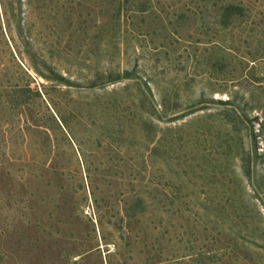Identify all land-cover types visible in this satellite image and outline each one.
<instances>
[{
	"label": "rangeland",
	"instance_id": "obj_1",
	"mask_svg": "<svg viewBox=\"0 0 264 264\" xmlns=\"http://www.w3.org/2000/svg\"><path fill=\"white\" fill-rule=\"evenodd\" d=\"M0 264H264V0H0Z\"/></svg>",
	"mask_w": 264,
	"mask_h": 264
},
{
	"label": "trees",
	"instance_id": "obj_2",
	"mask_svg": "<svg viewBox=\"0 0 264 264\" xmlns=\"http://www.w3.org/2000/svg\"><path fill=\"white\" fill-rule=\"evenodd\" d=\"M222 14V18L223 19H226L225 23L228 21H230V19L232 18V16H238V17H241L243 16V12H242V8L239 7V6H235V5H232V4H226L224 6H221L219 7ZM18 29H21L20 28V24L18 25ZM48 74L47 76H43L45 79L47 80H50V82H54V83H58V82H61V81H66L63 77L61 76H58L55 72V70H53V68H49L48 69ZM60 80V81H59ZM107 81H105L104 83H102V86L100 87H104L105 84L107 83H111V82H114L115 79H106ZM98 86V83L97 81H91L90 84H89V88H96ZM38 94V92H37ZM59 116V120L60 122L62 123V125H67V122L65 120V118L62 116V115H58ZM132 204H130V206L126 209V214L128 216H133L134 213H135V209L136 208H141L142 207V204L144 203V198L142 195H135L133 200L131 201Z\"/></svg>",
	"mask_w": 264,
	"mask_h": 264
}]
</instances>
